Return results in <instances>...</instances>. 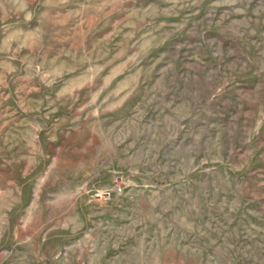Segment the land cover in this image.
<instances>
[{
	"label": "rangeland",
	"instance_id": "rangeland-1",
	"mask_svg": "<svg viewBox=\"0 0 264 264\" xmlns=\"http://www.w3.org/2000/svg\"><path fill=\"white\" fill-rule=\"evenodd\" d=\"M0 264H264V0H0Z\"/></svg>",
	"mask_w": 264,
	"mask_h": 264
},
{
	"label": "built area",
	"instance_id": "built-area-1",
	"mask_svg": "<svg viewBox=\"0 0 264 264\" xmlns=\"http://www.w3.org/2000/svg\"><path fill=\"white\" fill-rule=\"evenodd\" d=\"M126 183V178L122 173H115L112 176L110 186L93 189L88 198L89 201H97L99 203H108L115 194L123 191Z\"/></svg>",
	"mask_w": 264,
	"mask_h": 264
}]
</instances>
